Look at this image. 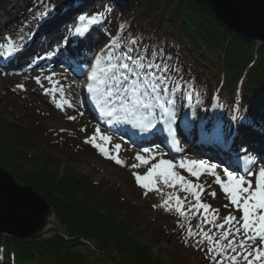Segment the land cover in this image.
<instances>
[{
	"label": "rangeland",
	"instance_id": "374dc122",
	"mask_svg": "<svg viewBox=\"0 0 264 264\" xmlns=\"http://www.w3.org/2000/svg\"><path fill=\"white\" fill-rule=\"evenodd\" d=\"M1 1L4 2V10L0 9V58L7 56L9 51H5L6 49H9V40L12 42V49L17 46L18 33L26 23L29 22L33 25L37 22V24H40L49 20L51 16L63 14L65 9L68 7L78 6V0L77 2L74 0H41L39 6H36L32 2L33 0ZM175 2L176 0L174 3H170V1L168 3L167 1V6L171 5L174 7ZM185 2L188 3V1ZM90 3L94 4L95 8H98L101 14L99 17V24L96 25L97 27L92 32L94 39L96 35L99 36L103 34L104 37L107 35L106 39L108 44H110L114 39L118 42L119 47L116 49L117 54L126 50V47L129 46V40L127 39L128 36L126 32V20L131 14L128 2L126 0H100L99 3L94 0H90ZM86 7L89 8L90 4ZM11 15L18 16L19 21L13 28V31L8 34V29L12 27L11 25H13V23H10ZM103 15L104 17H107L106 20H104ZM169 25V23H166L165 26ZM221 25L225 28L222 23ZM226 30L234 37H241L228 29ZM163 31V29L157 31V39L153 42L154 47H150V39L145 38L139 48L132 47L134 49V54L135 52H138L145 56L148 53V59H157L159 55L153 57L151 54L162 53L163 51L169 52L171 47L163 45L162 43L164 35ZM142 32L144 35L151 34V32H153V26L142 28ZM73 34L74 29L71 31V36H73ZM253 45L260 46L261 44L253 43ZM106 46V43L99 45L90 58L93 60L97 52L105 49ZM56 50L57 49H48L46 50L45 55L53 54ZM252 54H255V50L252 51ZM68 58H70V56ZM34 59L36 58L33 57L32 60H27V65L32 66L36 61ZM164 61L167 62V59H164ZM1 65L2 64L0 62V126L2 131H0V138L4 139V136L6 135L3 136L2 133L7 134L6 132L9 131V138L5 139L4 144L9 145L8 147H11L10 149L13 150L12 152L10 151V158L8 163H6L9 167H3L4 169L12 175H14L12 171L16 170L20 174L19 176L24 179L29 178L33 180L35 184H38V187L44 189L46 192H49L51 189L50 193L56 189V186L50 182H60L63 180V176H65V178H68L69 176L70 180L77 182V185L80 186H82V181L79 183V179L84 181H88L89 179L95 184H102L117 193L119 200H121V203L123 204L120 207L118 206V208H103V214L107 215L108 213L118 219H128L130 222H133V225H131L132 223L130 225L133 226L134 229L136 228L135 233L137 235L138 242L152 248V252L157 256H160L165 264H180L183 260H185L182 258H184L187 254L193 257L203 255L206 256L207 259L209 258L207 246L199 245L194 239H190L187 236L188 226H185L183 229L180 226H171L172 229L161 226L164 221L171 219L176 221L175 215L178 214L177 212L174 210L166 211L163 207H159L163 199L166 198V194L174 190L168 188L162 182L157 184V187L161 189L160 192L143 189L137 184L134 173L144 175L147 173L152 164L159 163L161 159L170 160L175 165L173 170L185 176L187 179L192 180L194 183L203 185L204 191L202 192V198L207 197L206 193L209 194L211 192H215L219 196L226 197V194L220 186L215 183L214 175H211L209 172H205V169H201L200 171L202 175L197 181L196 178L190 176L185 169H181L179 167V162L181 160H202L203 158L201 157H205L210 159L213 163H219L218 165H222L223 168L236 171L240 175H246L249 168H235L233 165L225 161L221 162L216 158L214 159L213 157L206 155L204 151H194L191 149L192 144L196 142L198 143V141L201 140L206 145H210L212 143L219 144L220 142L227 147L230 142L232 143L235 137H238L248 139L254 144L264 147V141L261 142L259 140L260 136H262L261 138L264 140V135L259 132L256 133L251 131L252 129H246L247 131L250 130L248 133L247 131H242L244 135L240 134L241 132L238 133V130L241 129L238 123L237 126L235 124V111H232V113L229 114L228 119L225 120V118L221 117L218 113L220 107H222L221 103L218 102L219 100H213L212 104L215 105L213 110L209 111V115L200 117V107L192 103L190 95L179 96L177 93L171 92L170 98L174 102V111L176 113L177 120V123H174L177 124V127L173 125L175 129L179 127L185 128L184 124H189L179 123L181 120H187L190 124L197 126L194 121L198 119V122L202 126L208 125L213 129L220 126V128L224 130L223 133L225 134H220V132L218 134L219 136L211 137L207 135V131L204 133L197 131L201 133V136L196 137L194 142L190 141L188 138L178 139L181 145V151L179 155L176 156L172 155L169 150L165 149V151L164 149H159L154 143L135 146L132 142H130L129 138H125L114 134L111 131L105 130L104 128H101L99 124L97 126V123L89 117L84 110L82 97V89H84L85 85L88 84V81H85L84 79H82V81H78V77H75L74 75L75 72L73 74L72 72L68 70L65 71L62 68L64 78L69 82V87H67L65 91H62L61 86L63 87L65 84L60 82V84H56L54 87L50 86V91L47 92L48 94H45L42 93L43 83H38L36 79L39 77V81H42V75L39 74L38 76H34L31 75L30 72L26 73L25 71L11 75L8 74V71ZM53 72H55V70H53ZM30 75L32 78H30ZM31 82L32 84L37 85L41 91H39V89L36 90L31 85ZM75 83H78L76 90L71 87V85ZM20 84L24 86L23 89L17 87V85ZM170 86L172 85L170 84ZM52 88H54V90H52ZM214 97L215 96H213V98ZM240 97L239 93L237 97L238 100ZM46 98L49 99V103H47ZM65 100L69 101L73 107H67L65 104L63 108H58L57 104H63ZM212 104L202 105L204 108H208L211 107ZM79 113H83V115H80ZM68 116H75L76 119L69 120L67 118ZM158 126L159 127H157V129L159 131H162V129L163 131H166L163 124ZM8 127H10V130H8ZM97 128L100 129L102 135L111 137V140L107 142L100 138H97L95 142L99 144L101 148L105 149L104 152H101L100 148L96 147L92 143H85L87 139L93 136ZM26 130H30L32 133L34 132V138L37 139L39 134L44 132L46 138L44 141L38 142V145L35 146L31 143V141L28 142L25 140L26 138L24 137L23 131ZM20 132H22V136H20ZM251 133V136L253 137L247 135ZM12 135H15L17 139L19 138L23 140L20 142L14 140V143V141H12ZM162 142L165 143L164 139H162ZM4 144H0V152H6L5 148L8 147ZM116 144L121 145L119 150L115 149ZM241 145H243L242 148L246 149V152H244V154H240V157L245 156L259 161V163L252 169L253 171H257L259 167L264 166V156H259L255 153V151H252V149L249 148L250 146L247 144L245 145L241 143ZM225 146L224 150L226 149ZM146 148L152 149V152L145 153L143 150ZM137 154L144 156L148 160V163L143 164L137 161L135 159ZM109 155H118V158L123 162V164H116L113 159L108 158ZM132 165L138 166L133 168ZM223 168H221L222 171ZM36 169L37 172L45 171L48 174L46 175L48 178V185L43 179L40 180L36 177V172L34 173V170ZM216 172L222 179L226 180L223 173L219 171ZM30 174L33 175L30 176ZM41 175L42 177L45 176L42 173ZM76 176L77 181L75 180ZM42 183H44L46 187H43ZM146 191L147 195H145ZM181 193L184 192L178 191V195ZM184 194L194 200L190 194ZM57 199L59 200V198ZM227 203L230 204L229 200ZM154 205H157V207H153ZM222 207L226 213L232 211L225 206ZM55 218L56 225H54L53 228L59 232L55 233L54 236L65 232V227L58 221L56 216ZM134 219L137 222L133 221ZM197 225L198 224L191 225L193 230L197 229ZM0 237L5 239L12 238L6 235H2ZM23 242L25 243L27 241ZM84 244L85 245L80 249L87 255L89 264H113L112 262L103 259L96 251L93 250L94 248L91 245L87 244V242L84 241ZM92 244L94 245L95 242L92 241ZM38 259L34 262L27 259L25 264H40L37 262ZM40 260L43 261L44 259H39V261ZM42 263H44V261Z\"/></svg>",
	"mask_w": 264,
	"mask_h": 264
},
{
	"label": "trees",
	"instance_id": "16d2710c",
	"mask_svg": "<svg viewBox=\"0 0 264 264\" xmlns=\"http://www.w3.org/2000/svg\"><path fill=\"white\" fill-rule=\"evenodd\" d=\"M33 1L35 4L39 3V0ZM126 1L131 9L126 25L131 40H143L141 30L144 27H154V32L148 35L152 40L158 29L164 30L163 42L165 45H171L169 54L165 56L171 61L170 66L174 71L172 82L184 80L178 89L180 92L191 89L194 102L198 105L202 100L208 102L214 95L215 100L222 103L221 115L226 117L238 103L236 119L239 127L264 134V45L255 46L253 42L230 35L211 8L195 0H176L174 7L167 6V1L174 3L175 0ZM0 9H4V2L1 0ZM10 20L17 22L18 19L12 15ZM166 23L170 25L165 26ZM253 50L255 54H252ZM201 85L205 87V91L199 97L196 90H200ZM240 88L242 98L237 102L236 95ZM6 133H2L6 136L4 139L0 138V144H4L5 139L9 138V131ZM23 133L26 139L23 138L35 146L46 138L44 132L39 134L38 139L34 138V132L30 130ZM11 137L12 141L23 140L17 139L15 135ZM10 148H5L9 155L4 151L0 152L2 167H9L6 163L9 161L10 151H13ZM12 172L17 181L31 186L46 198L58 221L65 227V232L44 241H32L33 243L0 237V264H25L27 259L34 262L38 258L44 259V263L38 259L40 264H89L87 255L80 249L85 245L84 241L103 259L113 264H165L160 256L152 252V248L138 242L136 228L131 226L133 222L118 219L108 213L103 214V208H118L123 205L118 194L111 188L95 184L89 179H79V183L82 181L80 186L66 175L68 178L63 176V180L57 183L49 180L56 186L55 191L50 193L51 189L46 192L33 180L22 178L16 170ZM34 173L48 185V174L45 171L37 172L36 169ZM41 173L45 176L42 177ZM75 180L77 181V176ZM44 183L42 186L46 187ZM179 195L182 198L186 196L183 193ZM206 195L205 198L201 197L202 201L218 208L221 220L230 212L237 218L241 215L240 212L234 211V206H229L226 197L216 194L213 198L210 193ZM187 199L194 203L192 198L187 196ZM226 205L232 211L226 213L222 207ZM188 215L193 216L192 213ZM175 218L176 221H164L161 226L172 229L171 226H180L181 223L188 226L189 223L195 225L200 222V216H194L190 221L179 214H176ZM133 221L137 222L135 219ZM92 241L96 245H93ZM188 255L182 258L185 260L180 264H203L202 256Z\"/></svg>",
	"mask_w": 264,
	"mask_h": 264
},
{
	"label": "snow or ice",
	"instance_id": "6c2138e0",
	"mask_svg": "<svg viewBox=\"0 0 264 264\" xmlns=\"http://www.w3.org/2000/svg\"><path fill=\"white\" fill-rule=\"evenodd\" d=\"M100 15V13L95 14L90 23H97V16ZM84 32L85 29L80 27L75 29L77 36L84 35ZM137 43L136 40H132L133 45ZM8 44L11 55L13 51L11 40ZM118 47V42L112 40L95 56L87 73L89 81L87 91L92 94L100 114L117 122L130 124L143 133L151 132L158 125L163 124L172 142L178 143L177 131L173 127L176 113L174 102L170 98V93L175 91V87L170 86L169 63L163 60L162 53L151 54L153 57L159 55L161 57L159 60L147 59L138 52L134 54V49L131 47L117 54ZM36 79L39 83V77ZM17 87L23 89L24 86L20 84ZM45 94H48L47 91ZM65 104L67 107H73L67 100L63 104L58 103L57 107L63 108ZM79 114L83 115V113ZM67 118L76 119L75 116ZM213 130V128L206 129L209 134ZM97 138L106 142L111 140V137L102 135L97 128L85 143H92L104 152L105 149L95 143ZM120 148V144L115 145V149ZM242 150L246 152V149ZM143 151L151 153L152 149L146 148ZM108 158L113 159L116 164H123L118 155H109ZM135 159L143 164L148 163V160L140 154H137ZM248 163L250 167L246 175H239L236 171L224 168L225 180L216 172L218 166L215 164L209 165L202 160L179 162V167L185 169L197 181L202 175L201 169L215 176V183L226 194L230 205L241 213L237 218L230 212L222 220L218 208H213L209 203L202 201L203 185L194 183L173 170L175 165L172 161L161 159L159 163L152 164L146 174L134 173V175L137 184L148 191L160 192L161 189L157 187L159 182L174 190L166 194L159 207H163L166 211L174 210L180 217L189 221L194 216H200L196 230H193L190 223L188 224L187 236L194 239L197 244L207 246L212 264H264V166L253 171L259 161L250 160ZM137 166L132 165L133 168ZM178 191L190 194L194 198V203L188 201L187 195L180 197ZM210 195L215 198L216 193L211 192ZM188 213H192L193 216L190 217ZM180 227L183 229L185 225L181 223Z\"/></svg>",
	"mask_w": 264,
	"mask_h": 264
},
{
	"label": "bare ground",
	"instance_id": "6f19581e",
	"mask_svg": "<svg viewBox=\"0 0 264 264\" xmlns=\"http://www.w3.org/2000/svg\"><path fill=\"white\" fill-rule=\"evenodd\" d=\"M74 1L77 2V0ZM82 1H80V5L78 4V6H75L76 8L68 7L63 14L51 16L49 20L43 23L37 24L36 22L33 25L29 22L26 23L18 33V44L13 48L12 54H7V56L0 58L1 66L8 71V74L14 75L15 73L25 71L26 73L30 72V74L34 76H38L39 74L42 75V79L40 78L42 81L39 82L43 83L42 93H46V91L49 92L50 86L54 87L56 84H60V82L65 84L63 87L61 86L62 91H65L67 87H69V82L64 78L63 69L67 71L68 68L70 69L71 67L77 68L81 71V74H84L83 77H78V81H82V79L87 80V73L90 70L91 63L95 60V57L93 60L90 58L91 55L97 50L99 45L103 43H106V45L109 44L106 39L107 35H105L106 37H104L103 34L99 36L96 35L95 39L92 35V32L97 27L96 25L99 24L100 16H97L98 22L95 24L90 23V20L95 14L100 13V10H98V8L96 9L94 4L90 3V0ZM94 1L100 3V0ZM89 4L90 7H86ZM106 19L107 17H104V20ZM77 27L85 29L84 35L77 36L75 34V29ZM72 29H74L73 36H71ZM48 49L57 50L53 54L45 55ZM7 50L8 49H6L5 52H7ZM100 52L101 51H98L97 54ZM69 56L70 58H68ZM33 57L36 58L34 59L36 61L32 66H28L27 60H32ZM53 70H55V72H53ZM31 75L30 78H32ZM48 77L52 79L49 80L47 79ZM77 84L78 83H75L71 85V87L76 90ZM31 85L36 90L39 89V87L32 84V82ZM201 88H204V86L201 85ZM86 89L87 87L85 88V93L87 92ZM52 90H54V88H52ZM39 91L41 90L39 89ZM46 100L47 103H49V99L46 98ZM183 122L189 124H184L185 128L179 127V136H183L185 139L188 138L193 142L196 137L201 136L200 132L204 133L207 128H210L208 125L202 126L198 120L194 121L197 126L190 124L187 120ZM219 128L220 126L215 127L213 132L211 134L207 133V135L217 137L220 132V134H223V130ZM250 137L253 136L250 135ZM259 140L261 142L264 141L262 138ZM241 143L249 145V148L255 151L259 156H264V147L256 145L248 139L238 137H235L232 143L230 142L227 147L219 142V144L212 148L207 147V151L204 153L221 162L225 161L235 168L247 169L250 167L248 162L254 159L245 156L240 157V154H244L245 152L242 150L245 148H242L243 145H241ZM224 146L226 147L225 150ZM191 149L197 152L203 150L202 146L197 143H193ZM202 161L210 165L208 161ZM220 167L222 166H218L216 171H219ZM205 172L208 171L205 170ZM219 172L223 173L222 170ZM237 174L239 173L237 172Z\"/></svg>",
	"mask_w": 264,
	"mask_h": 264
},
{
	"label": "water",
	"instance_id": "95a60500",
	"mask_svg": "<svg viewBox=\"0 0 264 264\" xmlns=\"http://www.w3.org/2000/svg\"><path fill=\"white\" fill-rule=\"evenodd\" d=\"M208 5L226 29L264 45V0H196ZM51 205L31 186L0 166V236L46 240L59 231ZM58 227V226H57Z\"/></svg>",
	"mask_w": 264,
	"mask_h": 264
}]
</instances>
